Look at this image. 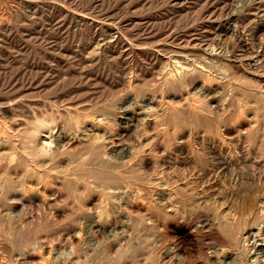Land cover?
<instances>
[{
	"label": "rangeland",
	"instance_id": "rangeland-1",
	"mask_svg": "<svg viewBox=\"0 0 264 264\" xmlns=\"http://www.w3.org/2000/svg\"><path fill=\"white\" fill-rule=\"evenodd\" d=\"M67 2L70 10L72 7H75L74 11L81 10L87 19L97 17L99 24L82 21L72 13L63 18L55 10L32 17L24 12L23 16L18 14L23 19L18 16L17 19L14 15L16 29L8 38V43L0 45V102L19 100L13 111L0 112V117L11 126L9 135H13L10 136L13 139L11 146L9 144L0 150V155L6 159L15 152L18 158L14 166H9L13 169L5 164L0 166L3 170H0V179L4 176L2 173H10L11 178L15 172L22 175L26 166V162L22 163L23 159L28 161L27 155L37 157V154H28L34 149L29 138V127L39 117L58 125L56 127L54 124L58 132L54 130L56 135L53 134L51 142L56 159L44 157V160L38 156L36 160L39 158L38 169L41 171L37 178L33 176V179H28L36 191L44 185L42 177L49 179L48 203L33 202L31 205L28 202L20 205L12 212L15 219L11 222L6 218L7 207L0 208V261L4 264H28V261H24V252L35 251L36 248L37 254L32 259H38L35 260L36 264H264V252L255 248V242L248 234L260 226L264 232V215L257 219L258 214L262 215L257 209H260V199L264 197V56L258 55L260 50L264 53V0ZM54 11L59 14H52ZM78 63L82 64L80 68ZM219 101L224 103V109L217 108L216 102ZM190 102L201 106L200 114L189 112ZM255 119L257 121L253 123ZM24 130H27L25 134ZM59 133L64 145L66 138L76 140L74 148L64 150V145H58L54 140H58L56 136ZM122 133H125L124 137ZM5 138L4 135L2 140ZM41 139V136L35 139L40 147ZM94 141L99 147L93 146L94 154H97L96 149L99 151L101 148L109 152H106L107 157L105 151L101 156L102 150L101 154H97L100 158L90 152ZM101 143L108 145L104 147ZM130 143L139 145L144 154L142 158H147L146 164H140L135 157H120L124 153L122 146ZM84 144L86 149L83 148ZM22 156L25 158L22 159ZM51 161H55L54 165L57 166H53ZM67 164L69 168L73 166L71 171ZM76 165L79 170L74 169ZM97 165L100 168H96ZM110 166L115 167V171ZM18 174H14V181H20L22 176L19 175V179L15 177ZM120 174L123 178H119ZM109 176H112L114 183L109 179L104 184V178L108 179ZM117 177L121 180L117 181ZM107 182L119 187L121 184L122 188L112 184L111 193ZM128 184L131 193H126L125 186ZM35 190L31 195H35ZM168 195L172 203L178 201L179 204H175H182L183 213L165 208ZM251 199L256 200L252 203ZM254 213L257 214L255 218ZM99 219L101 228L93 229L91 222ZM202 219L209 220L207 223L210 225L203 226L200 222ZM229 221L231 224L237 221L236 226L245 221L246 226L243 224L244 228L241 227L244 232L240 230L245 239L240 236L242 240L238 241L239 244L234 243L228 235L227 231L235 227ZM116 224H121L116 228L117 232L110 233L108 229ZM75 234L79 238L73 241ZM43 241L52 246L50 250L42 249L40 245ZM238 245L241 247L238 248ZM258 246L264 247L263 239L258 241Z\"/></svg>",
	"mask_w": 264,
	"mask_h": 264
},
{
	"label": "bare ground",
	"instance_id": "bare-ground-1",
	"mask_svg": "<svg viewBox=\"0 0 264 264\" xmlns=\"http://www.w3.org/2000/svg\"><path fill=\"white\" fill-rule=\"evenodd\" d=\"M69 1V0H68ZM71 1V0H70ZM227 1V0H226ZM79 2V1H78ZM0 45L1 44H3V43H8L7 42V40H8V38L11 36V34H13V31L16 29V27L14 26V24H13V17H14V15L16 16V18H17V16H18V14H24V12L25 13H27V14H29V15H31V17L32 16H35V15H37V16H39V14H42L43 15V12H47V13H49V10L50 11H52V10H55V11H58V12H60L62 15H63V18H64V16L65 17H67V16H69V14L71 15V13H72V15H75L76 17H78L80 20H82V21H84V20H89L90 22H92L93 24H96V25H98L99 23V21L97 20L98 18L97 17H94V18H90V19H87V16L85 15V13L84 12H82L81 10H75L74 11V9L73 8H75V7H72L71 8V10H70V8H69V5H68V2H67V0H0ZM76 6V5H75ZM73 9V10H72ZM81 9V8H80ZM93 9V8H92ZM54 11V12H55ZM93 11V10H92ZM45 12V13H46ZM52 13V12H50V13H52V14H56V13H58V12H55V13ZM23 14H22V16H23ZM27 14H26V16H27ZM59 14V13H58ZM56 16V15H55ZM59 16H61V15H59ZM92 16V15H91ZM19 18H21V16H18ZM25 17V16H24ZM62 17V16H61ZM73 17V16H72ZM15 18V19H16ZM60 18V17H59ZM77 18V19H78ZM89 18V17H88ZM97 18V19H96ZM18 19V18H17ZM21 19H23V18H21ZM73 19H74V17H73ZM100 19V18H99ZM20 20V19H19ZM18 20V21H19ZM25 20V19H24ZM27 20H28V18H27ZM26 20V21H27ZM46 20V19H45ZM51 20V19H50ZM65 20V19H64ZM64 20H63V22H64ZM59 21V20H58ZM88 21V22H89ZM123 21V20H122ZM14 22H17L16 20L14 21ZM31 22V21H30ZM57 22V21H56ZM60 22H61V20H60ZM62 22V23H63ZM100 22H102V21H100ZM48 23V22H47ZM65 23V22H64ZM80 23L82 24L83 22H81L80 21ZM92 23H91V25H92ZM16 24V23H15ZM26 24V23H25ZM32 24V23H31ZM58 24H59V22H58ZM68 24V23H67ZM77 24V23H76ZM60 25V24H59ZM85 25V24H84ZM24 26V25H23ZM61 26V25H60ZM62 26H63V24H62ZM61 26V27H62ZM80 26V25H79ZM78 26V27H79ZM44 27V26H43ZM80 27H82V26H80ZM18 28V27H17ZM29 28V27H28ZM42 28V27H41ZM52 29H54V28H52ZM58 29V28H57ZM56 29V30H57ZM82 29V28H81ZM51 30V29H50ZM74 30V29H73ZM111 31L113 30V28L111 27V29H110ZM18 31V30H17ZM32 31V30H31ZM37 32V31H36ZM39 32V31H38ZM62 32V31H61ZM74 32V31H73ZM76 32V31H75ZM15 33V32H14ZM24 33V32H23ZM49 33V32H48ZM198 33V32H197ZM58 34V33H57ZM261 34V33H260ZM18 35V34H17ZM31 35V34H30ZM16 36V35H15ZM51 36V35H50ZM70 36V35H69ZM116 36V35H115ZM13 37V36H12ZM79 37V36H78ZM81 37V36H80ZM117 38H118V36H116ZM116 37H114V38H116ZM16 38H19V37H16ZM37 38V37H36ZM82 38H84V37H82ZM184 38V37H183ZM11 39V38H10ZM118 39H120V38H118ZM190 39V38H189ZM12 40V39H11ZM32 40V39H31ZM36 40V39H35ZM40 40V39H39ZM39 40H38V42H39ZM43 40V39H42ZM64 40V39H63ZM149 40V39H148ZM240 40V39H239ZM10 41V40H9ZM41 41V40H40ZM44 41V40H43ZM82 41H84V40H82ZM96 41V40H95ZM168 41V40H167ZM248 41V40H247ZM42 42V41H41ZM40 42V43H41ZM47 42H48V40H47ZM99 42V41H98ZM113 42V41H112ZM155 42V41H154ZM43 43V42H42ZM65 43V42H64ZM184 43V42H183ZM188 43V42H187ZM11 44V43H10ZM82 44V43H81ZM88 45V44H87ZM18 46V45H17ZM46 46V45H45ZM48 46V45H47ZM46 46V47H47ZM90 46V45H89ZM115 46V45H114ZM182 46V45H181ZM246 46V45H245ZM137 47V46H136ZM14 48V47H13ZM50 48V47H49ZM72 48V47H71ZM146 48V47H145ZM140 49V48H139ZM15 50V49H14ZM69 50V49H68ZM136 50V49H135ZM180 50V49H179ZM4 51V50H3ZM18 51V50H17ZM177 51V50H176ZM264 51V50H263ZM12 52H13V50H12ZM55 52V51H54ZM182 52H184V51H182ZM11 53V52H10ZM132 53V52H131ZM23 54V53H22ZM255 54V53H254ZM253 54V55H254ZM257 54V53H256ZM5 55V54H4ZM10 55V54H9ZM20 55V54H19ZM24 55V54H23ZM258 55H259V57H262V56H264V53H262V51L260 50L259 51V53H258ZM1 56H3V55H1ZM74 56V55H73ZM255 56V55H254ZM6 57H8V56H6ZM5 58V57H4ZM20 58H21V56H20ZM76 58V57H75ZM189 58V57H188ZM208 58V57H207ZM248 58H249V56H248ZM18 59H19V57H18ZM80 59V58H79ZM258 59V58H257ZM262 59V58H261ZM82 60V59H81ZM68 61V60H67ZM77 61V60H76ZM80 62V61H79ZM86 62V61H85ZM257 62V61H256ZM255 62V63H256ZM259 62H261V61H259ZM258 62V63H259ZM263 62V61H262ZM35 63V62H34ZM76 63V62H75ZM83 63V62H82ZM237 63H238V61H237ZM245 63V62H244ZM254 64V63H253ZM257 64V63H256ZM35 65H37V64H35ZM80 65H82V64H80ZM80 65H79V63H78V66H79V68H80ZM259 65H262V64H259ZM258 66V64L256 65V67ZM263 66V65H262ZM241 67V66H240ZM260 67V66H259ZM258 67V68H259ZM35 69V68H34ZM199 69V68H198ZM1 70V69H0ZM191 71V70H190ZM204 71V70H203ZM24 72V71H23ZM56 72V71H55ZM217 72V71H216ZM49 73V72H48ZM81 73V72H80ZM184 74V73H183ZM187 74V73H186ZM161 75V74H160ZM163 75V74H162ZM36 76V75H35ZM59 76V75H58ZM63 76V75H62ZM183 76V75H182ZM188 76V75H187ZM33 77V76H32ZM155 77V76H154ZM185 77V76H184ZM19 78V77H18ZM17 78V79H18ZM164 78V77H163ZM167 78V77H166ZM9 79H12V78H9ZM14 79V78H13ZM181 79H183V77L181 78ZM6 80H8V79H6ZM84 80V79H83ZM209 80V79H208ZM51 81V80H50ZM194 81V80H193ZM203 81V80H202ZM259 81V80H258ZM35 82V81H34ZM40 82V81H39ZM168 82H170V81H168ZM178 82V81H177ZM179 82H180V80H179ZM178 82V83H179ZM208 82V81H207ZM206 82V83H207ZM239 82V81H238ZM260 82V81H259ZM20 83V82H19ZM188 83V82H187ZM241 83V82H240ZM258 83V82H257ZM262 83V82H261ZM264 83V82H263ZM130 84V83H129ZM162 84V83H161ZM181 84V83H180ZM259 84V83H258ZM238 85V84H237ZM247 85V84H246ZM257 85V84H256ZM203 86V85H202ZM240 86V85H239ZM207 87V86H206ZM126 88V87H125ZM156 88V87H155ZM263 88H264V86H263ZM206 90V89H205ZM226 90V89H225ZM112 91H113V89H112ZM118 92V91H117ZM161 92V91H160ZM215 93V92H214ZM223 94V93H222ZM231 94V93H230ZM217 95V94H216ZM263 95V94H262ZM153 96V95H152ZM218 96V95H217ZM114 97V96H113ZM249 97V96H248ZM251 97V96H250ZM221 98V97H220ZM225 98V97H224ZM215 99V98H214ZM223 99V98H222ZM166 100V99H165ZM221 100V99H220ZM227 100V99H226ZM19 101V100H18ZM18 101H16V100H14V99H8L7 101H2L1 100V102H0V112L1 111H13L14 110V108L18 105ZM191 101V100H190ZM222 101V100H221ZM221 101H219V102H216V106H217V108L218 109H224V103H222ZM202 102V101H201ZM204 102V101H203ZM212 102V101H211ZM206 103H208V102H206ZM210 103V102H209ZM227 103V102H226ZM73 104V103H72ZM201 104V103H200ZM210 106V105H209ZM215 106V105H214ZM28 107V106H27ZM188 107V106H187ZM189 107L190 108H188V110H189V112H190V110H191V112L192 113H196L197 115L198 114H200L201 113V106H198V104L196 103V102H190L189 103ZM208 107V106H207ZM210 107H213V105L212 106H210ZM31 108V107H30ZM80 108V107H79ZM229 108V107H228ZM251 108V107H250ZM35 109V108H34ZM61 109V108H60ZM214 109V108H213ZM69 110V109H68ZM257 110V109H256ZM61 111V110H60ZM71 111V110H70ZM74 111V110H73ZM85 111V110H84ZM183 111V110H182ZM36 112V111H35ZM66 112V111H65ZM72 112V111H71ZM174 112V111H173ZM217 112H218V110H217ZM223 112V111H222ZM44 113V112H43ZM73 113V112H72ZM76 113V112H75ZM78 113V112H77ZM182 113V112H181ZM231 113V112H230ZM255 113V112H254ZM6 114V113H5ZM38 114V113H37ZM47 114V113H46ZM65 114V113H64ZM48 115L49 114H47V117H48ZM187 115V114H186ZM18 116V115H17ZM56 116V115H55ZM54 116V117H55ZM67 116V115H66ZM65 116V117H66ZM38 117L39 116H37V119H38ZM42 117H43V115H42ZM62 117V116H61ZM189 117V116H188ZM220 117V116H219ZM16 118V117H15ZM51 118V117H50ZM55 118H58V117H55ZM88 118V117H87ZM221 118V117H220ZM251 118V117H250ZM62 119V118H61ZM73 119V118H72ZM77 119V118H76ZM199 119V118H198ZM202 119V118H201ZM211 119V118H210ZM209 119V120H210ZM257 119V118H256ZM255 119V121H252L253 123L254 122H256L257 120ZM10 120V119H9ZM27 120V119H26ZM25 120V121H26ZM59 120V119H58ZM104 120V119H103ZM175 120V119H174ZM203 120V119H202ZM259 120V119H258ZM15 121V120H14ZM35 120H33V122H34ZM61 121H63V120H61ZM71 121V120H70ZM69 121V122H70ZM157 121V120H156ZM27 122V121H26ZM88 122V121H87ZM203 122V121H202ZM80 122H77V124H79ZM81 123L84 125L85 123H83V121L81 120ZM180 123V122H179ZM13 124H16V123H13ZM32 124V123H31ZM55 123H53L52 121H49V120H47L46 118L45 119H41L40 120V117H39V119L37 120V121H35L34 122V124L32 125V127H29L30 129H29V133H30V137L29 138H31L30 139V142L31 143H33V147H34V149H33V151L31 152H29L27 149V151L29 152L28 154H37L36 156L38 157L39 156V158H44V157H47L48 159H51L52 160V157L53 158H55V156H53L54 154H55V152L51 149V145L53 144H51V142L53 141V139H54V135L53 134H55L56 132L55 131H57V130H55V128L58 126V125H56V127H55V125H54ZM74 124V123H73ZM82 124H80V125H82ZM95 124V123H94ZM124 124V123H123ZM206 124V123H205ZM256 125L255 126H257V123H255ZM22 125V124H21ZM79 125V126H80ZM82 125V126H83ZM98 125V124H97ZM96 125V126H97ZM100 126H101V124H99ZM155 125V124H154ZM157 125V124H156ZM202 125H203V123H202ZM62 126V125H61ZM75 126V124L73 125V127ZM93 126V125H92ZM199 126V125H198ZM210 126V125H209ZM248 126V125H247ZM15 127V126H14ZM67 127V126H66ZM69 127H71L70 126V124H69ZM105 127V126H104ZM145 127V126H144ZM156 127V126H155ZM219 127V126H218ZM243 127V126H242ZM10 128H11V126H9V125H7V121H5L4 120V118H1L0 117V150H2L3 148H5V146L6 147H8L7 145H9L10 143H11V141L13 140L12 139V137H10L11 135H9V132L11 133V130H10ZM25 128H26V126H25ZM59 128V127H58ZM61 128H63V127H61ZM109 128H110V126H109ZM108 128V129H109ZM115 128V127H114ZM132 128V127H131ZM130 128V129H131ZM254 128H256V127H254ZM57 129V128H56ZM77 129H78V126H77ZM80 129H81V127H80ZM91 129V128H90ZM107 129V128H106ZM119 129V128H118ZM155 129V128H154ZM214 129V128H213ZM242 129V128H241ZM245 129V128H244ZM244 129L242 130V131H244ZM23 130V129H22ZM22 130H20L21 131V133H22ZM27 130H28V127H27ZM27 130L25 131L24 130V134L27 132ZM55 130V131H54ZM115 130H116V128H115ZM127 130H128V128H127ZM126 130V131H127ZM145 130H147V129H145ZM156 130V129H155ZM258 130V129H257ZM31 131V132H30ZM121 131V130H120ZM19 132V131H18ZM58 132V131H57ZM116 132H117V130H116ZM220 132V131H219ZM237 132V131H236ZM255 132V131H254ZM86 133H88V131L86 132ZM91 133V132H90ZM125 133H127V132H125ZM124 133V134H125ZM220 133H222V132H220ZM6 134H7V136H6ZM20 134V133H19ZM121 134V133H120ZM124 134L122 133V136L124 137ZM140 134V133H139ZM164 134V133H163ZM229 134V133H228ZM4 135H5V137L7 138H5V139H3L2 140V137L4 138ZM56 135V134H55ZM89 135V134H88ZM116 135H118V133L116 134ZM128 135H129V133H128ZM127 135V136H128ZM151 135V134H150ZM172 135V134H171ZM249 135V134H248ZM13 136V135H12ZM20 136H21V134H20ZM39 136H41L42 137V146L40 147V144H39V142L38 141H36V140H38V138H39ZM62 135H60V133L56 136L57 137V139L58 140H54V141H57V144L58 145H60V144H62V145H64L63 143H64V141H63V143L61 142V140H63V139H61L60 140V138H62L61 137ZM64 136V135H63ZM70 136V135H69ZM100 136H102V135H100ZM108 136H110V135H108ZM111 136H112V134H111ZM121 136V135H120ZM119 136V137H120ZM126 136V135H125ZM139 136V135H138ZM246 136V135H245ZM56 137H55V139H56ZM116 137H118V136H116ZM202 137H204V136H202ZM251 137V136H250ZM63 138H65V137H63ZM98 138V137H97ZM113 138V137H112ZM133 138V137H132ZM136 138V136L134 137V139ZM139 139H141V137H138ZM137 138V139H138ZM21 139H23V138H21ZM20 139V140H21ZM27 139V138H26ZM36 139V140H35ZM67 139V138H66ZM64 139L65 140V147H63V149L64 150H70V148L72 149V148H74L73 147V145L75 144L74 143V141H76V140H72V138L71 139ZM78 139V138H77ZM84 139V138H83ZM101 139V138H100ZM106 139V138H105ZM118 139V138H117ZM247 139H249L248 138V136H247ZM251 139V138H250ZM264 139V138H263ZM28 140V139H27ZM35 140V141H34ZM80 140H81V138H80ZM104 140V139H103ZM120 140V139H119ZM203 140V139H202ZM209 140V139H208ZM207 140V141H208ZM29 141V140H28ZM66 141H67V143H66ZM102 141V140H101ZM223 141V140H222ZM251 140H249V142H250ZM61 142V143H60ZM81 142H82V140H81ZM103 142V141H102ZM107 142V141H106ZM131 142V141H130ZM137 142V141H136ZM143 142V141H142ZM26 143H27V141H26ZM78 143V142H77ZM80 143V142H79ZM82 143H84V142H82ZM104 143V142H103ZM108 143V142H107ZM106 143V145H108ZM141 142H139V144H140ZM210 143V142H209ZM214 143H215V141H214ZM247 143V142H246ZM30 144V143H29ZM38 144H39V147H38ZM56 144V145H57ZM91 144V143H90ZM105 144V143H104ZM104 144H102L101 143V145H104ZM131 144V143H130ZM130 144H128V145H123L122 146V148H121V150L124 152L123 153V155L122 156H120L121 158L123 157H135V158H137V159H139L137 162H139L140 164H146V160H147V158L145 159V158H142V156H144V154H142V150L140 149V147H139V145L137 144V146L139 147H137V146H135V145H130ZM143 144V143H142ZM156 144V143H155ZM170 144V143H169ZM253 144V143H252ZM255 144V143H254ZM27 145V144H26ZM78 144H76V146H77ZM87 145H89L88 143H87ZM96 146V144H95V141H94V143H92V147H91V149H90V152H93V155H96V156H98L99 157V155H97L98 153H100V151L102 150L103 151V149H101L100 148V150L98 151L96 148L98 147V146H96V148H94V150L97 152V154H94V151H92L93 150V146ZM97 145H99V144H97ZM101 145H100V147H101ZM106 145H104V147H107ZM141 145V144H140ZM160 145V144H159ZM221 145H223V144H221ZM251 145V144H250ZM10 146H11V144H10ZM14 146H15V144L13 145V147L12 148H14ZM21 146H22V144H21ZM75 146V145H74ZM78 146H80V145H78ZM111 146V145H110ZM109 146V147H110ZM142 146H145V145H142ZM152 146V145H151ZM210 146V145H209ZM208 146V147H209ZM218 146V145H217ZM252 146H254V145H252ZM258 147H259V145H257ZM18 147V146H17ZM53 147V146H52ZM81 147V146H80ZM261 148L263 147L262 145L260 146ZM19 148V147H18ZM23 148V147H22ZM31 148V147H30ZM55 148V147H54ZM61 148V147H60ZM83 148H85V144H84V147ZM87 148V147H86ZM85 148V149H86ZM89 148V147H88ZM99 148V147H98ZM103 148V147H102ZM142 148V147H141ZM212 148V147H211ZM219 148V147H218ZM221 148H223V147H221ZM221 148H220V150H221ZM241 148H242V146H241ZM260 148V149H261ZM29 149V148H28ZM32 149V148H31ZM30 149V150H31ZM56 149V148H55ZM79 149V148H78ZM107 149V148H106ZM140 149V150H139ZM144 149V148H143ZM208 149V148H207ZM264 149V148H263ZM6 150V149H5ZM9 150V149H8ZM16 150H17V148H16ZM23 150H25L24 148H23ZM58 150V149H57ZM61 150V149H60ZM108 150H110V149H108ZM149 150V149H148ZM213 150V149H212ZM219 150V151H220ZM223 150V149H222ZM7 151V150H6ZM26 151V152H27ZM75 151V150H74ZM105 151V150H104ZM104 151H103V153L101 154V156L103 155L104 156ZM113 151V150H112ZM118 151V150H117ZM211 151V150H210ZM213 151H215V150H213ZM217 151V150H216ZM261 151V150H260ZM11 152V151H10ZM21 152H22V150H21ZM23 152H25V151H23ZM22 152V153H23ZM73 152V151H72ZM106 152H108V151H105V156H106ZM207 152V151H206ZM15 153V152H14ZM14 153H12V154H10V156H8V157H6V159L4 160L3 159V157H2V161H4V163L0 160V166L2 167V164H5L8 168H10L12 165H13V163H14V161L16 160L17 161V155H14ZM54 153V154H53ZM79 153V152H78ZM159 153V152H158ZM211 153H212V151H211ZM218 153V152H217ZM9 154V153H8ZM18 154V153H17ZM20 154V153H19ZM24 154V153H23ZM41 154H43L41 157H40V155ZM59 154V153H58ZM108 154H109V152H108ZM198 154V153H197ZM24 155H26V154H24ZM23 155V156H24ZM72 155H73V153H72ZM92 155V154H91ZM20 157H21V154L19 155ZM18 156V157H19ZM22 156V159L23 158H25V157H23ZM102 156V157H103ZM149 156V155H148ZM0 157V158H1ZM27 157V160L28 161H26V158L25 159H23L24 160V162H22V163H25L26 162V166H25V171L23 172V173H21L22 175H20V174H18V176H15V177H19V175H20V181L18 180V181H14V174L15 175H17L16 174V172L14 173V174H12L13 175V177L11 178V177H9V174L7 175H5V173H2V175L4 174V176H2V178L0 179V208L1 207H7V210H8V212H7V216H6V218L11 222V221H13L14 219H15V216L14 215H12V212L14 211V210H16L17 208H19V206L21 205H25V204H27L28 202H29V204H31V203H33V202H42V203H48V196H50V194L48 195V182H49V179H47V177H42V182L44 183V185H43V189L41 188V189H37L38 191H36L35 189H34V187L32 186V184L29 182V180L28 179H30L31 177H32V179H33V176H36V178H37V175H38V173H39V171H41L40 169H38V167H39V163H40V161H38L39 160V158H38V160H36V158H35V156H31V155H27L26 156ZM50 157V158H49ZM95 157V156H94ZM101 157V158H102ZM107 157V156H106ZM127 157V158H128ZM158 157V156H157ZM17 158V159H16ZM33 158V159H32ZM65 158V157H64ZM93 158V157H92ZM100 158V157H99ZM221 158H222V154H221ZM56 159V158H55ZM83 159V158H82ZM105 159H107V158H105ZM125 159V158H124ZM224 159V158H223ZM21 160V159H20ZM44 160H45V158H44ZM54 160V159H53ZM93 160H94V158H93ZM100 160V163L102 162L101 161V159H99ZM134 160V159H133ZM176 160V159H175ZM253 160V159H252ZM56 162H58L57 160H55ZM55 161H51V163L53 164V166H55L54 165V163H55ZM68 161V160H67ZM85 161V160H84ZM104 161V160H103ZM123 161V160H122ZM21 162V161H20ZM87 162V161H86ZM94 162V161H93ZM117 162V161H116ZM124 162V161H123ZM129 162H132V161H130L129 160ZM135 163H136V161H134ZM149 162V161H148ZM257 162V161H256ZM17 163V162H16ZM22 163H20V166L22 165ZM63 163V162H62ZM66 163H69V162H66ZM103 163H105V162H103ZM107 163V162H106ZM206 163V162H205ZM230 163H232V162H230ZM251 163H252V161H251ZM43 164V163H42ZM69 164H71V163H69ZM84 164V163H83ZM93 164V163H92ZM97 164V163H96ZM125 164V163H124ZM130 164V163H129ZM137 164V163H136ZM149 164V163H148ZM23 165H25V164H23ZM46 166H48V164H45ZM68 165V164H67ZM94 165V164H93ZM113 165V164H112ZM126 165H128L127 164V160H126ZM141 165V166H142ZM193 165V164H192ZM10 166V167H9ZM14 166V165H13ZM51 166V165H50ZM49 166V167H50ZM57 166V165H56ZM63 166V165H62ZM77 166V165H76ZM90 166V165H89ZM98 166V165H97ZM96 166V168H100L99 166L97 167ZM137 166V165H136ZM136 166H134V167H136ZM145 166V165H144ZM143 166V167H144ZM226 166V165H225ZM5 167V166H4ZM21 167H23V166H21ZM49 167H48V169H49ZM61 167V166H60ZM73 167V166H72ZM71 167V168H72ZM92 167V166H91ZM106 167V166H105ZM112 166H110V168H111ZM131 167V166H130ZM152 167V166H151ZM150 167V168H151ZM228 167V166H227ZM6 168V167H5ZM14 168V167H13ZM13 168H10V169H13ZM17 168V167H16ZM55 168V167H54ZM58 168V167H57ZM56 168V169H57ZM71 168H69V165H68V170H70ZM86 168V167H85ZM85 168L83 169L84 171H85ZM96 168H94V169H96ZM108 168V167H107ZM106 168V169H107ZM113 168V167H112ZM138 168H140V167H138ZM196 168V167H195ZM3 169V168H2ZM18 169V168H17ZM47 169V170H48ZM53 168H51L50 170H52ZM55 169V170H56ZM61 169V168H60ZM60 169H58V171L60 170ZM74 169H78V166H77V168L75 167ZM73 169V171L75 172V170ZM93 169V170H94ZM105 169V170H106ZM117 169V168H116ZM144 169H146V167L144 168ZM0 170H1V168H0ZM21 170H22V168H21ZM72 170V169H71ZM70 170V171H71ZM79 170V169H78ZM78 170H76V171H78ZM87 170V169H86ZM92 170V171H93ZM108 170V169H107ZM113 170L115 171V167L113 168ZM113 170L111 171V170H109V172L111 171V172H113ZM118 170V171H117ZM116 171H117V173L119 172L120 173V170L119 169H117ZM133 170V169H132ZM1 171H3V170H1ZM13 171V170H12ZM83 171V172H84ZM95 171V170H94ZM97 171V170H96ZM99 171V170H98ZM100 171H102V168L100 169ZM124 171V170H123ZM122 171V172H123ZM126 171V170H125ZM128 171V170H127ZM139 171V170H138ZM147 171V170H146ZM5 172V171H4ZM60 172V171H59ZM65 172V171H64ZM82 172V173H83ZM105 172V174H106V171H104ZM142 172H143V170H142ZM148 172V171H147ZM7 173V172H6ZM42 173L44 174V172L42 171ZM69 173L70 172H68L67 173V175L68 176H70L69 175ZM81 173V174H82ZM86 173H88V172H86ZM85 173V174H86ZM97 174H98V172H96ZM115 173V172H114ZM126 173V172H125ZM154 173V172H153ZM185 173V172H184ZM214 173V172H213ZM42 174V175H43ZM64 174V173H63ZM66 174V173H65ZM71 174V173H70ZM75 174V173H74ZM91 174V173H90ZM122 174V173H121ZM121 174L119 175L120 177L119 178H123V177H121ZM124 174V173H123ZM128 174V173H127ZM131 174V173H130ZM138 174V173H137ZM141 174V173H140ZM49 175H50V173H49ZM100 175V174H99ZM99 175H97V176H99ZM110 175V174H109ZM116 175V174H115ZM114 175V176H115ZM125 175V174H124ZM48 176V175H47ZM51 176H52V174H51ZM118 176V175H117ZM125 176H127V175H125ZM185 176V175H184ZM112 177V176H111ZM110 176H109V178L108 179H105L104 178V181H103V183L105 184V180L106 181H108L109 179H112ZM134 177V176H133ZM139 177V176H138ZM149 177V176H148ZM16 178V179H17ZM65 178V177H64ZM118 177L116 178V179H118L117 181H119V180H121V179H119ZM185 178V177H184ZM260 178V177H259ZM19 179V178H18ZM68 179H69V177H68ZM67 178H66V180H68ZM86 179V178H85ZM137 179V178H136ZM212 179V178H211ZM62 180H63V177H62ZM65 180V179H64ZM63 180V181H64ZM74 180V179H73ZM113 180V179H112ZM112 180H110V181H112ZM148 180V179H147ZM146 180V181H147ZM38 181L40 182V180L38 179ZM59 181V180H58ZM109 181V182H110ZM116 181V180H115ZM127 181V180H126ZM35 182V181H34ZM33 182V183H34ZM51 182H52V180H51ZM113 183H114V180L112 181ZM111 182V185L113 184ZM124 182H125V180H124ZM132 182H134V181H132ZM168 182H170V181H168ZM176 182V181H175ZM36 183V182H35ZM62 183H64V182H62ZM116 183V182H115ZM121 183V182H120ZM119 182H118V184H120ZM128 183V182H127ZM227 183V182H226ZM39 184V183H38ZM53 184V183H52ZM74 184H75V181H74ZM77 184H78V182H77ZM84 184H85V182H84ZM103 184V187L104 186H106V185H104ZM107 184L108 185H110L108 182H107ZM122 184H123V182H122ZM110 185V187L109 188H111L112 186ZM117 186V187H119V185H117V184H113V186ZM136 185V184H135ZM148 185V184H147ZM171 185V184H170ZM180 185V184H179ZM225 185V184H224ZM49 186H51V185H49ZM77 186V185H76ZM79 186H80V183H79ZM101 186H102V184H101ZM122 185L120 184V187H121ZM129 184L128 185H126L125 187H126V193L127 192H130V189H129ZM157 186V185H156ZM53 187H55V186H53ZM56 187H58V185H56ZM119 187V188H120ZM124 187V186H123ZM183 187H184V185H183ZM192 187V186H191ZM85 188V187H84ZM87 188V187H86ZM108 188V189H109ZM118 188V189H119ZM122 188V187H121ZM120 188V189H121ZM145 188H146V186H145ZM144 188V189H145ZM103 189V188H102ZM106 189V187H104V190ZM114 189H117V188H114ZM117 189V190H118ZM119 189V190H120ZM148 189V188H147ZM171 189V188H170ZM175 189V188H174ZM203 189H204V187H203ZM33 190H35V195L33 196V195H31V193H32V191ZM54 190V189H53ZM65 190V189H64ZM110 190V192L112 193V188L111 189H109ZM116 190V191H117ZM118 190V191H119ZM178 190V189H177ZM106 191H107V189H106ZM106 191H105V193H106ZM114 191V190H113ZM186 191H189V190H186ZM206 191V190H205ZM258 191V190H257ZM69 192V191H68ZM81 192V191H80ZM109 192V194H111ZM139 192V191H138ZM175 192V191H174ZM193 192H195V191H193ZM197 192V191H196ZM261 192V191H260ZM49 193H51L50 192V189H49ZM52 193H53V191H52ZM70 193V192H69ZM125 193V192H124ZM131 193V192H130ZM157 193V192H156ZM163 193V192H162ZM176 193V192H175ZM187 193H189V192H187ZM192 193V192H191ZM203 193V192H202ZM212 193V192H211ZM54 194V193H53ZM86 194V193H85ZM101 194V193H100ZM107 194H108V191H107ZM254 194V193H253ZM48 195V196H47ZM79 195V194H78ZM132 195V194H131ZM144 195V194H143ZM174 195V194H173ZM176 195V194H175ZM218 195V194H217ZM53 196V195H52ZM121 196V195H120ZM167 196V195H166ZM169 196V195H168ZM179 196V195H178ZM182 196V195H181ZM185 196V195H184ZM71 197V196H70ZM82 197V196H81ZM101 197V196H100ZM106 197V196H105ZM116 197V196H115ZM122 197V196H121ZM124 197V196H123ZM125 197H126V195H125ZM173 197V196H172ZM143 198V197H142ZM166 198V197H165ZM169 198H170V196L169 197H167L166 199H168V201L166 202V209H170V210H172L173 212H175V213H183L182 211H181V205H178L179 203H178V201L176 202L175 200V203H178V204H175V203H172V201H170L171 200V198H170V200H169ZM180 198V197H179ZM190 198H193V196H190ZM200 198V197H199ZM253 198V197H252ZM255 198V197H254ZM257 198V197H256ZM116 199V198H115ZM151 199V198H150ZM160 199V198H159ZM174 199V198H173ZM177 199V198H176ZM189 199V198H188ZM187 199V200H188ZM124 200H126V199H124ZM144 200V199H143ZM142 200V201H143ZM252 200V199H251ZM255 200L256 199H253L252 200V203H254L255 202ZM99 201V200H98ZM110 201V200H109ZM128 201V200H127ZM134 201V200H133ZM132 201V202H133ZM193 201V199H191V202ZM213 201V200H212ZM218 201V200H217ZM74 202V201H73ZM184 202V201H183ZM144 203V202H143ZM142 203V204H143ZM189 205H190V202H187ZM193 203V202H192ZM196 203V202H195ZM134 204V203H133ZM136 204V203H135ZM194 204V203H193ZM32 205V204H31ZM30 205V206H31ZM50 205V204H49ZM58 205V204H57ZM89 205V204H88ZM139 205V204H138ZM144 205V204H143ZM148 205V204H147ZM165 205V204H164ZM192 205V204H191ZM259 207H260V209H257L258 211H260V212H258V213H261L262 215H259L258 214V216H257V219H258V217L260 218H262L263 217V215H264V197H262V199H260V203H259ZM119 206V205H118ZM142 206V205H141ZM150 206H152V205H150ZM185 206V205H184ZM187 206V205H186ZM197 206H198V204H197ZM257 206L258 205H256V208H257ZM9 207V208H8ZM32 207V206H31ZM34 207H36V206H34ZM39 207V206H38ZM48 207V206H47ZM57 207V206H56ZM110 207V206H109ZM121 207V206H120ZM157 207V206H156ZM255 207V206H254ZM27 208V207H26ZM46 208V207H45ZM93 208H94V206H93ZM132 208V207H131ZM138 208H140V207H138ZM153 208V207H152ZM188 208H189V206H188ZM193 208V210L195 209V207H192ZM252 208H253V205H252ZM6 209V208H5ZM54 209V208H53ZM149 209V208H148ZM151 209V208H150ZM159 209V208H158ZM185 209H187L186 207H185ZM218 209V208H217ZM239 209V208H238ZM107 210V209H106ZM112 210V209H111ZM120 210V209H119ZM125 210V209H124ZM240 210V209H239ZM255 210V209H254ZM79 211V210H78ZM81 211V210H80ZM79 211V212H80ZM133 211V210H132ZM145 211H147V210H145ZM162 211V210H161ZM189 211V210H188ZM190 211H192V209L190 208ZM195 211V210H194ZM193 211V212H194ZM197 211V210H196ZM195 211V212H196ZM256 211V210H255ZM120 212V211H119ZM137 212H139V211H137ZM143 212V211H142ZM142 212H140V213H142ZM152 212V211H151ZM24 213H25V211H24ZM53 213V212H52ZM192 213V212H191ZM16 214V213H15ZM65 214V213H64ZM69 214H71V213H69ZM75 214V213H74ZM73 214V215H74ZM81 214H84V213H81ZM132 214H133V212H132ZM168 214V213H167ZM186 214H188V212H187V210H186ZM247 214V213H246ZM255 214V213H254ZM3 215V214H2ZM37 215V214H36ZM102 215V214H101ZM135 215V214H134ZM142 215V214H141ZM183 215V214H182ZM240 215H242V214H240ZM256 215L257 214H255V216H254V218L256 217ZM1 216V215H0ZM4 216V215H3ZM2 216V217H3ZM31 216V215H30ZM85 216V215H84ZM93 216V215H92ZM100 216V215H99ZM98 216V217H99ZM160 216H162V214L160 215ZM184 216V215H183ZM217 216V215H216ZM247 216V215H246ZM41 217V216H40ZM133 217V216H132ZM131 217V218H132ZM143 217H145V216H143ZM219 217V216H218ZM226 217V216H225ZM240 217H242V219H243V216H240ZM4 218V217H3ZM2 218V219H3ZM54 218V217H53ZM73 218V217H72ZM105 218V217H104ZM150 218H151V216H150ZM203 218V217H202ZM226 218H228V217H226ZM230 218V217H229ZM247 218V217H246ZM1 219V221H3ZM24 219V218H23ZM30 219V218H29ZM28 219V220H29ZM43 219H45V218H43ZM80 219V218H79ZM98 219V218H97ZM96 219V220H97ZM102 220H103V218H101ZM109 219V218H108ZM126 219V218H125ZM124 218H123V220H125ZM204 219V218H203ZM202 219V221H200L201 222V224L203 225V226H206L207 224H209V223H207V221H209V220H203ZM18 220H21V219H18ZM36 220V219H35ZM49 220V219H48ZM76 220V219H75ZM122 220V221H123ZM127 220V219H126ZM131 220V219H130ZM224 220H226V219H224ZM244 220H245V217H244ZM253 220V219H252ZM259 220V219H258ZM39 221V220H38ZM50 221V220H49ZM85 221V220H84ZM134 221V220H133ZM135 221H136V219H135ZM138 221H140V220H138ZM137 221V222H138ZM141 221H144V222H146L145 220H143V219H141ZM199 221V220H198ZM217 221V220H216ZM228 221V220H227ZM246 221V223H247V220H245ZM245 221H241L242 223L241 224H239V225H237L236 226V223H237V221L236 222H233V223H235V224H231L232 222H230L229 221V224H231V225H235V227L233 228L232 227V229H230V230H228L227 232H228V235H230V239L234 242V243H237V244H239L238 243V241L241 239L242 240V238H244L245 239V237H243V236H241V233L242 232H244V231H242L243 229H241V227H243L242 225L244 224L245 225ZM254 221H256V219L254 220ZM46 222V221H45ZM103 222V221H102ZM238 222H240V220L238 219ZM4 223V222H3ZM106 223V222H105ZM228 223V222H227ZM30 224V223H29ZM28 224V225H29ZM142 224V223H141ZM185 224H186V222H185ZM198 224V223H197ZM200 224V223H199ZM200 224V225H201ZM217 224V223H216ZM220 224V223H219ZM229 224H228V226H229ZM251 224V223H250ZM255 224V223H254ZM24 225V224H23ZM79 225V224H78ZM112 225V224H111ZM121 224H116V225H114V226H112L110 229H108L109 231H110V233H112L113 231H115L116 230V228H118L119 226H120ZM123 225H125L124 223H123ZM133 225V224H132ZM150 225V224H149ZM154 225H155V223H154ZM153 225V226H154ZM160 225V224H159ZM210 225V224H209ZM33 226V225H32ZM37 226V225H36ZM41 226V225H40ZM88 226V225H87ZM90 226L94 229V228H96V229H98V228H101V222H100V219L98 220V221H92L91 222V224H90ZM89 226V227H90ZM138 226V225H137ZM152 226V225H151ZM218 226V225H217ZM246 226V225H245ZM1 227V226H0ZM4 227V226H3ZM17 227V226H16ZM25 227V226H24ZM81 227V226H80ZM123 227V226H122ZM135 227H136V225H135ZM160 228H161V226H159ZM20 228V227H19ZM46 228V227H45ZM66 228V227H65ZM73 228V227H72ZM202 228V227H201ZM244 228V227H243ZM250 228V227H249ZM38 229V228H37ZM71 229V228H70ZM74 229V228H73ZM246 229V228H245ZM250 229H253V227L252 228H250ZM3 230V229H2ZM1 230V231H2ZM76 230V229H75ZM153 230V229H152ZM158 230V229H157ZM242 232H241V231ZM34 231V230H33ZM41 231V230H40ZM45 231V230H44ZM69 231V230H68ZM89 231V230H88ZM138 231V230H137ZM264 231V230H263ZM8 232V231H7ZM55 232V231H54ZM102 232V231H101ZM115 232H117V231H115ZM248 232V231H247ZM250 233H248L250 236H252V237H250L249 235H247L246 237H250L251 239H253L254 240V242H255V248L256 249H258V250H261L262 252H264V247H259L258 246V241L260 240V239H263L264 240V236H263V233L264 232H262V228H261V226L260 227H258V229L256 228V231H252V230H250L249 231ZM38 233V232H37ZM72 233V232H71ZM75 233H77V232H75ZM81 233V232H80ZM95 233V232H94ZM120 234V233H119ZM118 234V235H119ZM122 234V233H121ZM146 234V233H145ZM27 235V234H26ZM30 235V234H29ZM33 235V234H32ZM39 235V234H38ZM50 235V234H49ZM63 235V234H62ZM71 234H69V236H70ZM136 235V234H135ZM28 236V235H27ZM40 236V235H39ZM146 236H148V235H146ZM221 236V235H220ZM242 238H241V237ZM12 237V236H11ZM50 237V236H49ZM66 237V236H65ZM71 238H72V236H70ZM218 237V236H217ZM227 237V236H226ZM32 238V237H31ZM52 238V237H51ZM57 238V237H56ZM79 238V236L78 235H74L73 236V241L74 240H77ZM38 239H40V238H38ZM101 239V238H100ZM113 239V238H112ZM230 239H229V241H230ZM249 239V238H248ZM31 240V239H30ZM64 240V239H63ZM18 241V240H17ZM33 241V240H32ZM35 241V240H34ZM58 241V240H57ZM69 241V240H68ZM70 241H71V239H70ZM72 241V242H73ZM80 241V240H79ZM40 242V241H39ZM48 242V241H47ZM50 242V241H49ZM52 242V241H51ZM55 242V241H54ZM36 243V242H35ZM57 243V242H56ZM65 243V242H64ZM67 243H70V242H67ZM128 243V242H127ZM222 243V242H221ZM230 243H231V241H230ZM21 244V243H20ZM23 244V243H22ZM121 244V243H120ZM236 244V245H237ZM252 244V243H251ZM9 245V244H8ZM38 245V244H37ZM36 245V246H37ZM53 245V244H52ZM67 245V244H66ZM75 245V244H74ZM77 245V244H76ZM119 245V244H118ZM134 245V244H133ZM139 245V244H138ZM231 245V244H230ZM28 246H29V244H28ZM33 246V245H32ZM41 247H42V249L43 250H50L51 248L50 247H52V246H48V244L47 243H45V241H43L42 243H41V245H40ZM69 246V245H68ZM141 246V245H140ZM232 246H233V244H232ZM231 246V247H232ZM254 246V245H253ZM12 247V246H11ZM22 247V246H21ZM24 247V246H23ZM64 247V246H63ZM134 247V246H133ZM204 247V246H203ZM218 247V246H217ZM238 248L239 247H241V246H237ZM39 248V247H38ZM67 248V247H66ZM71 248V247H70ZM28 249V248H27ZM72 249V248H71ZM71 249H68V250H71ZM97 249V248H96ZM123 249V248H122ZM168 249V248H167ZM241 249V248H240ZM35 251H33L32 249L31 250H26L25 252H24V255H23V258H25V260L24 261H28L30 264H36L35 263V260L37 259H35L34 261L32 260V259H34V257L36 256V254H37V252H36V248L34 249ZM37 250H39V249H37ZM59 250V249H58ZM62 250H64V249H62ZM82 250V249H81ZM109 250V249H108ZM118 250H119V246H118ZM137 250H138V248H137ZM212 250V249H211ZM224 250V249H223ZM254 250V249H253ZM23 251H24V249H23ZM73 251V250H72ZM110 251V250H109ZM132 251V250H131ZM143 251V250H142ZM242 251V250H241ZM1 252V251H0ZM39 252V251H38ZM51 252V251H50ZM66 252V251H65ZM119 252V251H118ZM5 253V252H4ZM135 253V252H134ZM130 254V253H129ZM136 254V253H135ZM161 254V253H160ZM8 255V254H7ZM70 255V254H69ZM21 256H22V254H21ZM20 256V257H21ZM39 256V255H38ZM49 256H51V255H49ZM62 256V255H61ZM106 256V255H105ZM129 256V255H128ZM131 256V255H130ZM150 256V255H149ZM58 257V256H57ZM74 257V256H73ZM99 257V256H98ZM120 257V256H119ZM250 257V256H249ZM22 258V257H21ZM53 258V257H52ZM64 258V257H63ZM60 259H62V257L60 258ZM118 259V258H117ZM13 260V259H12ZM38 260V259H37ZM76 260V259H75ZM121 260V259H120ZM10 261V260H9ZM15 261H16V259H15ZM18 261V260H17ZM40 261V260H39ZM168 261V260H167ZM1 263L0 264H4V263H2V261H0ZM4 262V261H3ZM37 262V261H36ZM51 262V261H50ZM61 262V261H60ZM65 262V261H64ZM28 263V264H29ZM42 263V262H41ZM52 263V262H51ZM58 263V262H57ZM62 263V262H61ZM69 263V262H68ZM14 264V263H13ZM22 264V263H21ZM25 264V263H24ZM67 264V263H66ZM73 264V263H72ZM164 264H165V262H164Z\"/></svg>",
	"mask_w": 264,
	"mask_h": 264
}]
</instances>
